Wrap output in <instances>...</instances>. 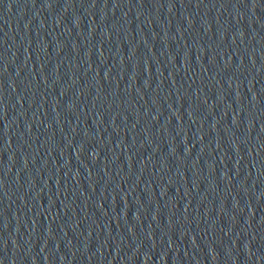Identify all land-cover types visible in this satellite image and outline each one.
Instances as JSON below:
<instances>
[{
    "label": "water",
    "instance_id": "water-1",
    "mask_svg": "<svg viewBox=\"0 0 264 264\" xmlns=\"http://www.w3.org/2000/svg\"><path fill=\"white\" fill-rule=\"evenodd\" d=\"M0 264H264V0H0Z\"/></svg>",
    "mask_w": 264,
    "mask_h": 264
}]
</instances>
